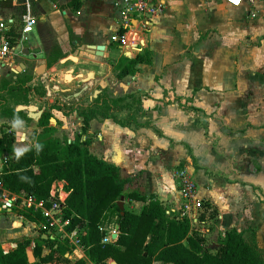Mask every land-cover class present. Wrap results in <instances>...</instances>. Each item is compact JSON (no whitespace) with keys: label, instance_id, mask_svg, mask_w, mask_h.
<instances>
[{"label":"crops","instance_id":"0c3cea01","mask_svg":"<svg viewBox=\"0 0 264 264\" xmlns=\"http://www.w3.org/2000/svg\"><path fill=\"white\" fill-rule=\"evenodd\" d=\"M23 1L0 0V12L20 15L24 9ZM70 1L66 3L67 9L87 24L80 32L68 33V41L88 31L93 34H85L88 40L81 46L105 47L103 56L96 57L81 50V46L71 45L81 53V57L71 56L77 59L71 61L78 62L82 68L80 76L84 78L83 72H88L93 81L96 73H105L100 83L108 87L111 79L115 81L111 83L115 94L133 91L143 95L142 105L130 122L91 121L83 137L89 142L90 152L118 167L121 177L130 180L127 186L133 181L142 182L147 191L145 195L155 196L174 213L181 212L184 204L174 173L181 169L180 163L187 160L190 162L187 167L199 174L200 188L198 182L193 181L198 198L207 206L202 210V214L207 211L206 221L202 220V214L200 217L201 222L210 227L207 233L216 237L222 235V241L227 231L241 232L240 224L247 213H264V0L254 5L245 2L241 8L229 6L226 0H163L165 9L161 15L150 19L145 26L134 22L129 29L122 27L121 14L115 8L118 0H82L78 12L68 6ZM18 4L21 10L16 12ZM197 6L203 17L189 9ZM249 12L256 16L248 18ZM83 25L81 22L80 26ZM89 26L91 28L87 29ZM122 30H125V39H131L129 35L133 34L136 40L129 41V45L126 40L124 45L117 43L118 50L108 46L101 36L102 33L122 35ZM256 40H262L260 47L247 44ZM37 43L31 45L28 40L21 56L25 52L29 55L28 47ZM146 50L150 53V64L138 65L134 76L117 80L112 64L121 56L130 54L128 58H135ZM114 53H118L119 58L112 63L110 58ZM38 54H32L37 57L34 69L41 71V66H45L46 71L47 66ZM21 56L18 58L20 68ZM21 70L16 80L2 76L0 82H17L25 72ZM63 92L69 95V90ZM255 96L259 97L255 99ZM17 125L24 128L26 123L22 121ZM30 131L39 134L42 128L32 126L29 132L20 136L17 133L16 144H22L20 141L23 137L28 138ZM34 144L32 139L30 146ZM215 158L223 161L221 165L228 175L225 181L216 178L218 174L204 166L205 161L212 162ZM192 160L198 168L192 165ZM168 196H171L170 200ZM128 203L132 201L123 199V207ZM0 212L7 213L11 221L10 228L0 230L4 253L14 250L18 243L30 240L26 253L34 255L37 223L30 222L25 213L18 210L0 209ZM42 238L52 239L51 233ZM44 251L46 255L48 252Z\"/></svg>","mask_w":264,"mask_h":264},{"label":"trees","instance_id":"16d2710c","mask_svg":"<svg viewBox=\"0 0 264 264\" xmlns=\"http://www.w3.org/2000/svg\"><path fill=\"white\" fill-rule=\"evenodd\" d=\"M81 1L71 0L68 6L78 12ZM150 62V53L146 50L135 58L121 56L112 68L116 79L121 81L134 76L138 65ZM25 84L23 81L13 84L4 81L0 93L10 92L19 97L27 90ZM113 105H117L116 101L112 102ZM52 107L61 110L55 105ZM122 109L126 106L119 111ZM98 115L108 118L106 111L99 114L93 107L82 109L78 113L82 118L81 132L74 141H67L56 136V129L49 126L52 115L43 113L38 121L42 131L32 136L35 144L21 151L14 149L15 133L1 132L0 196L5 190L37 202H47L52 186L63 182L64 191L69 192L64 203V217L69 220L66 231L78 230L80 247L91 264H107L108 260L117 264H264L256 242H247L243 232L227 231L218 249L212 252L204 246L203 238L190 232L188 220L179 219L178 213L167 215L168 208L155 196L149 197L148 201L138 191L127 192L130 180L121 177L118 167L93 155L87 140L82 141L91 121ZM113 120L117 122L116 118ZM122 198L145 205L140 213L121 210L118 202ZM203 206L206 209L207 206ZM113 211L116 213L118 238L103 243L107 231L100 228L105 229ZM205 212L201 217L203 221L207 219ZM25 217L33 223L43 220L40 214L25 213ZM37 240L49 245V251L44 255L42 245L35 242L34 255L38 261L33 264H64L61 261L67 252L64 245L43 239L42 234ZM30 244V240L22 241L8 253H4L0 245V264H29L26 249ZM75 264L87 262L79 259Z\"/></svg>","mask_w":264,"mask_h":264},{"label":"rangeland","instance_id":"374dc122","mask_svg":"<svg viewBox=\"0 0 264 264\" xmlns=\"http://www.w3.org/2000/svg\"><path fill=\"white\" fill-rule=\"evenodd\" d=\"M30 1L32 6V15L37 19V27H35L34 31L29 36V43L32 45L39 42L40 35L41 41L37 43V45L28 47V49L30 50L29 55L26 56L27 52H25V55L21 56L23 57L21 59L22 63L26 66L28 65V67L25 72L21 74V77L18 81L26 82L25 87L27 90L23 93V95L21 94V96L19 97L13 95L10 92L0 93V102L2 103V106L0 107V136L1 132L4 131L15 133L16 140L14 143V149L16 151H18L16 148L30 147L31 142L25 144H16L17 136L21 133L23 134L25 132H29V128L32 126L39 127L38 121L29 119L27 117V114L23 111L19 112V114H16V109L19 106H34L38 110H42L44 113L49 112L54 119L50 120L49 126L56 129L57 136H60L61 139L67 141L68 138H70L71 141H74L76 135L81 132L82 118L78 116V113L85 108H96V110L99 111V114L104 111L108 112V118H103L102 115H98L96 120L99 123H103L105 120L112 121L113 118H116L117 121L123 124L130 122L131 119L135 117V115H137V111L142 105V93L133 91L124 93L123 91H120L119 93L115 94L113 89L114 87H112V84L115 81L111 79L112 84L110 83L108 87H103V85H101L100 83L101 78L105 77V73H103L102 75L96 73V79L90 81L91 74H89L88 72H83V74L85 75V77L83 78V76H80L82 74V68L78 65V62L69 60L71 56L81 57V53L68 43L67 35H69L70 33L75 34L74 30L80 32L81 30L85 29V24H87L86 21L82 20L80 17L77 18L76 13L72 12L70 9H67L66 3L68 2V0H40V2L39 0ZM106 1L113 2L115 0ZM216 1L223 2V0ZM52 6H54L55 8L52 9ZM198 8L199 7L197 6L195 9H189L191 12H195L197 16L203 17L202 12ZM20 10L21 6L20 4H18L16 7V12H19ZM64 11L66 12V14H64ZM44 15L46 16V19H44ZM98 20L103 21V18H98ZM81 22L84 23L83 26H80ZM262 23L263 22H261L260 24ZM90 28L91 27L89 26L87 29ZM85 34L91 36L93 33H89L88 31H86ZM101 36H103L108 46L112 47L115 50H118L117 43L112 41L111 35H109L108 33H102ZM129 36L131 39H126L127 45L130 44L129 41L136 40L133 34H130ZM85 39L88 40L86 36ZM89 40L91 41L93 39L90 38ZM261 41L262 40L251 41L247 42V44L254 47H260L262 45ZM38 52L39 58H41L44 64L47 66V70L39 76L36 75L37 69H34V66L36 64L35 59L37 57L32 56V54ZM127 57H130V54ZM118 58V53H114V56L110 58V61H112V63H115ZM64 59L68 60L64 63L61 62V60ZM69 74L72 76L71 81H67L66 79H64V76H70ZM2 85L3 83L0 82V88L2 87ZM87 85L88 89L85 90L84 88ZM63 90H69L68 93L70 96L65 94ZM83 90L85 91L81 98L75 99L76 96H71L72 93L77 94ZM258 97L259 96H255V99H257ZM113 101H116V106H112ZM53 105L59 107L61 110L54 109L52 107ZM122 106H126V109H122V111H119ZM22 121L26 123V126L24 128L17 125L18 122ZM31 132L32 131H30L28 135L30 141H32L33 136ZM82 141H84V139ZM215 146L217 147L216 142H214V147ZM190 153L191 152H188L189 155H191ZM211 160H213V163L205 161L204 166H206L209 170L217 173L218 177L216 178L220 177L225 181V178L228 177V175L226 169H224L221 165L223 164V161H221L220 158ZM2 163L3 159L0 157V166ZM189 163L190 162H188L187 160L182 161L180 163V168H187V171L191 174L193 180L195 182H198L197 184L200 188V180L198 179L199 174H197L195 170H192V167H187ZM192 163L191 164L194 165L195 168H198L194 160H192ZM134 187L137 188L134 190L140 192L143 195H145L147 192L146 189H144L145 186L143 185V183L139 181H133L130 185H128L127 192L134 191ZM145 196L147 198L150 197H148L147 195ZM167 199L170 200L171 196H168ZM139 203L140 202L138 201H133L132 203H128L127 206L124 207V209H129L134 212L140 213L143 205H140ZM109 217L110 221H108L105 226V228L108 229V233L114 231V225L116 224L115 211L110 213ZM244 221H242V223L240 224V230L241 232H243L245 240L249 243L255 241L264 259V213H247L246 219H244ZM10 226L11 221L9 215H7V213L5 212H0V230H7L8 228H10ZM37 226H39V223H37ZM209 228V225L199 223L194 226L193 233L203 238V240H205L204 246L210 248L212 252H215L219 247L216 245H220L221 243L220 240L222 238V235L217 234V237L213 235L211 236L209 233H207V230ZM36 231V237H38L40 234L47 235V231L38 227ZM51 236V241L64 245L67 249L66 254L68 255V257H63L61 259L64 264H75L77 260L85 258L84 254H82L81 248L74 246L67 240L63 239L58 231L52 230ZM35 242L42 245L43 250H46L47 252L49 251V245L40 243L37 238ZM212 243H216V245H213ZM84 260L87 262V264H91L87 260V258H85ZM111 262L113 261L108 260L107 264H110Z\"/></svg>","mask_w":264,"mask_h":264},{"label":"built area","instance_id":"2783aa9c","mask_svg":"<svg viewBox=\"0 0 264 264\" xmlns=\"http://www.w3.org/2000/svg\"><path fill=\"white\" fill-rule=\"evenodd\" d=\"M260 1L263 0H226L227 4L233 8H241L245 2L254 5ZM23 8V13L20 15L15 13L3 15L0 12V78L5 76L7 79L16 80L19 75L17 69L20 68L18 58L23 54L24 45L37 26V19L32 15L31 1L24 0ZM115 8L121 14L122 27L129 29L134 22H139L145 26L150 19L161 15L165 9V3L163 0H118L115 3ZM255 16V14L249 12L248 18ZM125 38L126 33L122 35L117 33L112 36V41L124 45ZM20 142L25 144L31 141L29 137H23ZM174 177L178 180L179 192L184 201L183 210L178 213V218L188 220L191 227L190 232L193 233L195 225L204 224L200 220L204 209L203 201L198 198L197 186L186 169H178L174 173ZM68 195L69 192L64 191L63 182L52 186L47 202H37L31 197H22L3 190L0 196V209L9 212L18 210L19 213H32L33 215L40 214L43 220L39 222L38 228L47 231V233L56 230L63 239L81 248L78 230L66 231L69 220L64 217V203ZM174 212L173 210H167L166 214L171 215ZM100 229L107 231V235L102 240L103 243H110L118 238H112L113 234L118 233L116 228L109 233L106 228ZM153 264L160 263L154 262Z\"/></svg>","mask_w":264,"mask_h":264},{"label":"water","instance_id":"95a60500","mask_svg":"<svg viewBox=\"0 0 264 264\" xmlns=\"http://www.w3.org/2000/svg\"><path fill=\"white\" fill-rule=\"evenodd\" d=\"M80 49L83 50V51H86L88 54H90L92 56L102 57L103 56V51H104L105 47L103 45H83V46H81ZM74 58L75 57H71L70 60H73L74 61ZM21 69H23V70L26 69L25 64L22 63L21 64V68H18L17 69V72L18 73H21L22 72ZM44 71H45V66H41V71H37L36 72V75H41V74L44 73ZM84 89H87V88L85 87ZM16 111L17 112L23 111V112H25L27 114V117L29 119H34V120H37V121H39L41 119V117L43 116V113H44L42 110H38L34 106H30V107L19 106L16 109ZM50 120H54V119L51 118ZM251 171L252 172L254 171L253 165L251 166ZM118 205H119V207H120L121 210H124V207H123V198L118 202ZM116 231H118V226H116ZM117 237H118V233L116 232L115 234H113L112 238L113 239H116ZM27 258H28V263L29 264L35 263L36 258L32 254V252H30V253L27 254ZM110 264H117V263L115 261H113Z\"/></svg>","mask_w":264,"mask_h":264},{"label":"flooded vegetation","instance_id":"af4514ba","mask_svg":"<svg viewBox=\"0 0 264 264\" xmlns=\"http://www.w3.org/2000/svg\"><path fill=\"white\" fill-rule=\"evenodd\" d=\"M70 36V35H69ZM85 34L84 35H78L75 40H69L68 43L70 45H74L75 47H80L82 42L85 43L86 39H85ZM84 92L83 91H80L79 93L75 94V93H72L71 96H76L75 99H79L83 96Z\"/></svg>","mask_w":264,"mask_h":264},{"label":"bare ground","instance_id":"6f19581e","mask_svg":"<svg viewBox=\"0 0 264 264\" xmlns=\"http://www.w3.org/2000/svg\"><path fill=\"white\" fill-rule=\"evenodd\" d=\"M74 60L77 61V59H74ZM65 79H66L67 81H71V80H72V77H71V75H70V76L65 77Z\"/></svg>","mask_w":264,"mask_h":264}]
</instances>
